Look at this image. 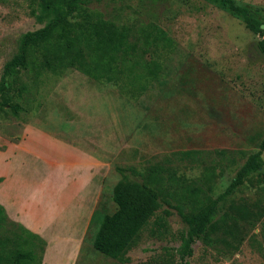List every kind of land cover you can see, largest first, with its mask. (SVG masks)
Returning a JSON list of instances; mask_svg holds the SVG:
<instances>
[{
  "label": "rangeland",
  "instance_id": "374dc122",
  "mask_svg": "<svg viewBox=\"0 0 264 264\" xmlns=\"http://www.w3.org/2000/svg\"><path fill=\"white\" fill-rule=\"evenodd\" d=\"M39 4L40 0H0V77L19 37L43 26L36 21ZM236 4L264 22V0ZM84 12L116 24H155L164 30L175 46L166 57L151 56L161 65L157 78L133 99L113 83L94 81L74 69L59 74L31 60L0 97V133L23 124L47 123L56 116L65 124L88 126L93 131L88 142L108 153L109 184L73 264H177L176 249L187 227L172 209L176 202L171 197H166L170 205L159 201L125 261L92 248L99 223L117 209L112 198L121 178L117 169L141 182L149 167L161 166L165 191L173 197L190 183L209 188L212 198L221 194L247 157L258 151L264 136V56L257 45L264 36L250 33L240 18L211 0H99L74 13L73 20H80ZM118 82L125 83L126 78ZM11 105L19 107L16 116ZM215 150L237 153L230 160L211 154L204 166L173 158L170 164L164 162L176 152ZM261 157V173L219 203L215 220L224 213L238 217L236 238L228 244L217 234L210 235L215 240L211 244L196 240L187 264H264V151ZM209 165L215 172L204 182ZM184 207L186 212L191 209L188 202ZM238 209L244 212L238 215ZM51 258L49 264H62L58 255Z\"/></svg>",
  "mask_w": 264,
  "mask_h": 264
},
{
  "label": "trees",
  "instance_id": "16d2710c",
  "mask_svg": "<svg viewBox=\"0 0 264 264\" xmlns=\"http://www.w3.org/2000/svg\"><path fill=\"white\" fill-rule=\"evenodd\" d=\"M94 1L99 0H40L36 21L43 26L19 37L16 52L3 66L0 97L6 88L17 81L20 72L27 69L31 60L59 74L74 69L94 81L113 83L133 99L148 89L161 67L151 56L159 54L158 57H166L172 52L174 41L155 24H116L99 14L88 12H84L85 16H80V20H73L76 17L74 13L82 11L84 6ZM211 1L240 18L253 35L264 36L261 30L264 22L247 7L236 4V0ZM257 45L264 56V37ZM120 77H125L126 82L120 84ZM9 109L16 116L19 107L11 105ZM263 151L264 136L258 151L247 157L230 184L216 198L209 195V188L204 190L194 183L185 185L178 196L166 193L162 174L165 169L161 166L149 167L141 182L131 180L117 169L121 178L113 188L112 197L117 209L103 217L93 240V249L107 258L125 261L124 256L155 215L159 201L165 200L170 205L166 197L174 199L176 204L172 205V209L187 227L176 249L177 264H187L196 240L202 239L211 244L215 240H211L210 235L217 234L219 241L228 244L230 238H236L240 224L238 217L228 213L215 220L219 203L237 191L251 176L261 173ZM236 153L228 150L181 151L166 157L164 162L170 164L175 159L204 166L211 154L218 155L222 160H230ZM205 169L204 182H207L214 175L215 167L212 165ZM130 171L136 174L135 170ZM185 202L191 208L188 212L185 211ZM243 212L244 209H238V215ZM45 246L44 240L11 221L0 207V264H41Z\"/></svg>",
  "mask_w": 264,
  "mask_h": 264
},
{
  "label": "crops",
  "instance_id": "0c3cea01",
  "mask_svg": "<svg viewBox=\"0 0 264 264\" xmlns=\"http://www.w3.org/2000/svg\"><path fill=\"white\" fill-rule=\"evenodd\" d=\"M86 127L52 116L0 133V207L44 240L41 264L55 254L62 264L78 259L109 184L108 153L91 146Z\"/></svg>",
  "mask_w": 264,
  "mask_h": 264
},
{
  "label": "water",
  "instance_id": "95a60500",
  "mask_svg": "<svg viewBox=\"0 0 264 264\" xmlns=\"http://www.w3.org/2000/svg\"><path fill=\"white\" fill-rule=\"evenodd\" d=\"M264 26H261V28H263Z\"/></svg>",
  "mask_w": 264,
  "mask_h": 264
}]
</instances>
